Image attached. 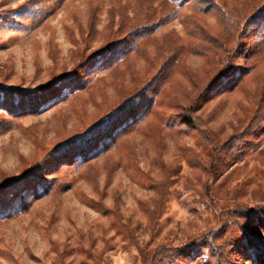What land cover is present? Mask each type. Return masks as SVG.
<instances>
[{
    "label": "rangeland",
    "instance_id": "obj_1",
    "mask_svg": "<svg viewBox=\"0 0 264 264\" xmlns=\"http://www.w3.org/2000/svg\"><path fill=\"white\" fill-rule=\"evenodd\" d=\"M257 1L187 0L174 14L171 0H0V184L102 118L178 52L131 125L101 129L97 144L47 157L29 180L0 193L10 203L0 213V264H144L142 250L190 245L223 222L213 242L157 264H264L250 244L254 237L264 247L257 216L220 220L222 209L264 204V118L209 178L208 142L179 117L223 65L208 34H228L219 5L238 14ZM162 10L172 16L157 23ZM148 15L154 26L126 37ZM117 38L127 40L117 53L86 65ZM240 40L234 73L197 110L223 139L264 93V23ZM73 74L79 84L51 86ZM30 87L58 96L40 97L33 110L17 93Z\"/></svg>",
    "mask_w": 264,
    "mask_h": 264
},
{
    "label": "trees",
    "instance_id": "obj_2",
    "mask_svg": "<svg viewBox=\"0 0 264 264\" xmlns=\"http://www.w3.org/2000/svg\"><path fill=\"white\" fill-rule=\"evenodd\" d=\"M174 6L173 13L175 14L178 8L182 3H185L187 0H171ZM204 8L209 6L208 4L204 3ZM203 6V5H202ZM221 7V20L223 21L224 28L227 35H221L218 33L209 32V39L213 44L214 49H216V52L221 54V61L223 65L219 67V70L217 74L212 78V80L203 88L201 89L198 94L195 96L193 100L190 101L188 105L184 107L182 112L180 113L179 117L182 119L183 125L192 126L194 128H198L201 130L205 140H207L210 150V155L212 157L211 163L208 168V174L209 178H216L218 174V167L220 166L224 155L226 153H229L235 146L243 142L244 137L248 132H250L254 127L258 128L260 126V121L264 118V93L262 94L261 99H257L253 106V111L246 118L240 127L234 132L231 136L223 139L220 136H218L208 125L207 120L197 113V110L200 108L201 103L203 99L206 97V95L209 93V91L218 85L217 83L227 74L234 73L232 65H231V57L241 48V37L243 34L252 26H258L264 23V0H259L256 3L252 5V7L249 9V11H245L242 9L241 13H236L235 11L228 10L225 5H219ZM240 9V8H239ZM169 15L172 16V13L170 11L168 13H165L163 10L158 12V21L157 23H161L164 20L169 17ZM150 18V15L146 17V20H142L140 22L139 26L135 31H132L128 34V38H133V33L139 34L144 33L148 29V27L154 26L156 21H153ZM146 30V31H145ZM144 31V32H143ZM125 38H117L111 41L108 45L103 47L97 52L96 55H92L88 62L86 63L89 65H102L105 63V60L108 59L109 53L115 54L117 53L121 46H123L127 40ZM235 43H234V41ZM232 41V42H231ZM178 52L175 51H169L165 58L160 61V64H158V67L153 74L151 78L148 79L147 82L140 85L136 89L135 92L132 94L125 96L121 102L116 105L114 108H111L108 110L102 118H99L97 121H95L92 124H89L86 126L85 129L82 131L76 132L69 136L68 138L64 139L63 141L59 142L55 147L48 150L43 156V159L35 161L33 166L31 168L24 172L22 171L17 178H13L11 180H8L5 183V180L2 181L0 184V193H2L1 196H4L3 192L10 187H15L16 185L19 186L22 181L29 180L31 175L34 173V171L39 170L42 165L45 164V159L47 157H51L54 154H71V149L74 147L76 149H85L86 145L88 146L97 144L96 138L100 134L101 129L107 134L110 130L118 129V126L121 125L123 128L128 127L129 125L134 122L133 120H136L139 110L142 107L143 104L146 106L148 105L146 102H144L147 98V94L153 90L156 85L157 81L160 80L161 76L166 71V66L169 64V61H171ZM68 80V84L71 86L72 84H79L81 79L78 76H75L73 74L72 76H63L56 78L54 80L51 86L53 87L56 85L57 82ZM16 93V92H15ZM17 93L21 94L24 97V100L29 101L30 103L34 104L33 110L37 109L40 104V102H37L40 97L44 98L46 101H53L57 98V92L53 91L51 87H48L47 89H41L38 90L37 88H26L24 90H18ZM16 93V94H17ZM18 94V95H19ZM42 101V100H39ZM44 102V101H43ZM41 102V103H43ZM38 106V107H37ZM31 110V111H33ZM114 131V133L111 136V139L115 137V134L117 131ZM44 163V164H43ZM208 183V181H207ZM5 188V189H4ZM170 194L168 195V197ZM4 202V203H3ZM0 213H5L9 210L10 203H7V200L2 199L0 202ZM236 213H240L239 215H247L252 218L257 216V219L259 220L260 224L264 226V204L258 205L255 208L250 207H236V209L228 208V209H222L220 215L221 221L225 218H223L226 214H228V217H230V214L235 215ZM227 217V216H226ZM228 220V219H227ZM225 221V220H224ZM223 226H225L224 222L221 223V226H219L216 230L212 231L210 234L203 235L202 237H198L194 242H192L190 245H181L177 247H171L167 245L160 246L156 248L152 252H148L145 250H142V256L144 264H157L161 262L164 258L167 257H173L178 254H186L189 252V247L197 246L199 243H203L205 241H208L209 243L213 242V239L219 235V231L223 230ZM249 233V235H253L254 232H252L250 229H246ZM250 244L252 247H257L259 251V255L261 259L264 260V247L258 242L257 238H251Z\"/></svg>",
    "mask_w": 264,
    "mask_h": 264
}]
</instances>
